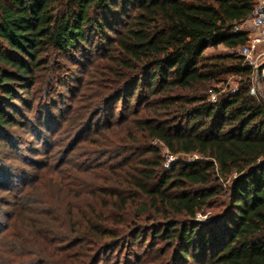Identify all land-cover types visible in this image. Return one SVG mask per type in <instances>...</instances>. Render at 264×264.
<instances>
[{
    "label": "trees",
    "instance_id": "16d2710c",
    "mask_svg": "<svg viewBox=\"0 0 264 264\" xmlns=\"http://www.w3.org/2000/svg\"><path fill=\"white\" fill-rule=\"evenodd\" d=\"M255 7V0H0V139L18 123L20 85L33 102L45 101L35 96L38 73L46 68L51 82L61 55L85 50L95 67L84 104L63 118L73 138L60 163L45 165L38 184L12 197L10 235L29 251L11 264H98L106 250L144 245L149 233L166 247L153 243L156 257L144 255L160 260L174 247L169 264H264V97L251 93L256 68L241 53L250 33L237 30ZM99 37L105 62H95ZM229 76L239 78L234 89ZM259 81L264 92V75ZM153 140L199 157L167 169ZM98 167L106 170L100 178L77 183L76 173ZM63 197H71L64 219ZM209 209L210 221H199Z\"/></svg>",
    "mask_w": 264,
    "mask_h": 264
},
{
    "label": "rangeland",
    "instance_id": "374dc122",
    "mask_svg": "<svg viewBox=\"0 0 264 264\" xmlns=\"http://www.w3.org/2000/svg\"><path fill=\"white\" fill-rule=\"evenodd\" d=\"M112 16L113 15H109V18L112 19L114 17ZM117 17L119 19L118 15ZM109 33L111 35L114 34L110 31ZM94 44L96 45L94 51L98 54L95 62H105V60H99V57L105 48V45L103 46L101 44L100 37L95 38ZM0 47H2L1 41ZM224 51V47L221 46L217 49L209 48L207 53H221ZM88 53L89 52L84 50L82 52H74L72 56L61 55V58L58 59L57 62L61 67V69L58 70L59 75L57 77L54 75L55 78H52L51 82H48L50 75L46 68H43L38 73V88H40V91L38 90L35 93V96L37 95L36 99L42 97L45 101H41L40 99L33 102L32 95L21 89L23 85H20L16 89V92L20 97L19 99L14 100L13 106L18 107L19 110V113L15 116L18 123L8 129V134L0 139V264H11L14 260V255L20 256V254L29 251V247H23L24 242L22 243L19 239L21 237H14L13 234L10 235L11 230L9 229V226L12 223L10 216L14 215L15 211L12 197L15 194V191L19 188L34 183L38 184L40 173L47 172L48 170L44 166L46 165L48 167V164H59L60 159L64 155V151L67 150V145L72 140L73 136L72 131H66L67 128H69V124L65 123L64 125L63 118L65 117V114H68L69 112V116L73 119L75 117L73 114L75 113L74 110H78L79 106L84 104L82 99L84 98L82 97L83 94L86 92L87 94L89 93V81L93 80L90 75H92L91 72L94 71L95 67H90V65H88L89 59L86 58ZM254 58L259 63V66L264 65V43L257 45ZM256 76L257 72L254 82L257 79ZM238 80L239 78L234 76L228 77V83L230 84L231 89L237 87ZM47 82L49 84H47ZM222 85L226 86V83H220L218 86ZM256 93L261 97H264L261 84L259 89L256 90ZM0 95L2 96L1 89ZM116 105V114L118 115L123 112L125 106L122 105V102ZM133 105H135V102L131 103L132 107ZM72 106H74V109L69 110ZM9 108L10 107H8V109ZM11 110L14 112L16 108H12ZM106 116L107 115H102L100 119L94 122L95 125H98L101 120L104 121ZM152 143L160 146L163 166L167 169L171 168L175 162H189L199 157L198 154H171L162 143L156 140H153ZM77 147L79 148V146ZM78 150L79 149L73 151L71 156L75 155ZM65 168L68 169L71 167L63 165L62 169ZM105 171L106 170L98 167L97 169L86 172H75L77 174L76 181L79 183V179H81V181L86 183L91 182V179H93L94 176L100 178V175H103ZM222 181L224 183L229 182V180ZM40 182L43 185L45 184L47 188L51 187L50 182L47 180L42 179ZM76 186L78 187L80 185L78 184ZM70 198L66 199V201L64 200V197L62 199L59 211L61 217L63 216L67 218L62 207L65 208L64 204L69 202ZM84 204H87V201L82 202L81 206H84ZM211 213V209L206 212H201L198 214L197 219L199 221H204V223H208L212 215ZM26 214L28 216L38 217L36 212L33 214V212L29 213L27 211ZM129 217L130 216H128V218ZM31 219H33V217H31ZM18 234L21 233L18 232ZM149 234L150 235L144 245L138 243L133 248L130 245L129 248V246L123 247L122 244L118 248L106 250L98 264H140V258H146L149 256V254L147 256L144 255L147 252L152 253L150 254L151 256L153 255L152 257H156V254L152 249V244L157 243L158 247L164 246V248L166 246L162 240H155L151 237V233ZM175 250L174 247H167L165 253L160 259L164 262H160L159 259H152L149 256V259L145 264H169L171 258L175 256ZM181 264H194V261L185 260Z\"/></svg>",
    "mask_w": 264,
    "mask_h": 264
},
{
    "label": "built area",
    "instance_id": "2783aa9c",
    "mask_svg": "<svg viewBox=\"0 0 264 264\" xmlns=\"http://www.w3.org/2000/svg\"><path fill=\"white\" fill-rule=\"evenodd\" d=\"M247 26V27H246ZM237 30H246L249 31V42L242 47L241 53L246 56L247 61L255 66L257 76L256 80L251 88V93L255 94L256 90L260 87L259 77L264 75V65L261 71L258 70L259 63L254 58V54L257 48V45L264 43V0L256 1V7L253 15L239 27ZM212 99L215 100V96H212Z\"/></svg>",
    "mask_w": 264,
    "mask_h": 264
},
{
    "label": "water",
    "instance_id": "95a60500",
    "mask_svg": "<svg viewBox=\"0 0 264 264\" xmlns=\"http://www.w3.org/2000/svg\"><path fill=\"white\" fill-rule=\"evenodd\" d=\"M263 68V65L259 66L258 70L261 71Z\"/></svg>",
    "mask_w": 264,
    "mask_h": 264
}]
</instances>
